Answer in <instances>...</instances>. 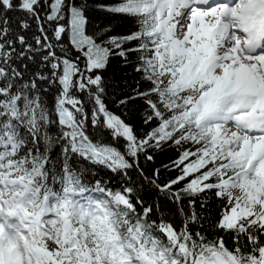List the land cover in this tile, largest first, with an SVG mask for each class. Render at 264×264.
<instances>
[{
  "label": "snow or ice",
  "instance_id": "1",
  "mask_svg": "<svg viewBox=\"0 0 264 264\" xmlns=\"http://www.w3.org/2000/svg\"><path fill=\"white\" fill-rule=\"evenodd\" d=\"M0 264H264V0H0Z\"/></svg>",
  "mask_w": 264,
  "mask_h": 264
},
{
  "label": "trees",
  "instance_id": "2",
  "mask_svg": "<svg viewBox=\"0 0 264 264\" xmlns=\"http://www.w3.org/2000/svg\"><path fill=\"white\" fill-rule=\"evenodd\" d=\"M160 160L167 162V158L164 155H158V161Z\"/></svg>",
  "mask_w": 264,
  "mask_h": 264
}]
</instances>
